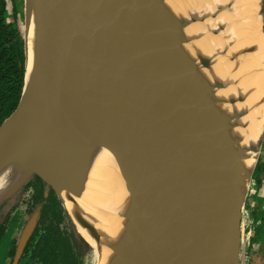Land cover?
I'll use <instances>...</instances> for the list:
<instances>
[{"label":"water","instance_id":"water-1","mask_svg":"<svg viewBox=\"0 0 264 264\" xmlns=\"http://www.w3.org/2000/svg\"><path fill=\"white\" fill-rule=\"evenodd\" d=\"M156 1L24 0L23 86L0 126V178L18 170L29 177L0 196V212L12 210L14 217L19 206L8 203L10 196L29 184L41 186L43 200L19 224L12 264L50 195L75 236L100 241L98 219L75 200L102 152L116 175L106 206L127 235L133 264H219L223 257V181L212 173L207 134L190 123L204 119L197 109L220 86L189 63L187 41L179 49L161 32L163 20L161 31L152 24ZM256 23L264 39V0ZM65 200L74 205L71 212Z\"/></svg>","mask_w":264,"mask_h":264},{"label":"bare ground","instance_id":"bare-ground-1","mask_svg":"<svg viewBox=\"0 0 264 264\" xmlns=\"http://www.w3.org/2000/svg\"><path fill=\"white\" fill-rule=\"evenodd\" d=\"M173 1L172 9L183 18L185 15L180 12L177 2L182 8L198 4L196 0ZM208 2L211 0L200 6L210 7ZM236 2L238 5L234 12V30L238 32V43H241L240 48L244 54L235 59L229 70H223V65H218L219 71L213 76L220 89L211 91L210 96L205 98L203 107L197 109L204 119L193 118L190 121L198 133L207 134L204 142L211 148L209 155L212 156V164L215 166L212 173L223 181L220 188L222 196L218 201L224 230L223 257L219 264L235 263L236 246L240 242L237 216L242 208L249 187V176L256 165L264 137V39L260 37V26L256 23L257 13L263 8V0ZM166 4L168 6H165V15L171 13L168 11L169 4ZM152 39L156 40V35H152ZM175 71V75L180 73L179 70ZM164 72L174 74L169 69ZM115 176L110 158L106 152H102L90 171L83 197L75 200L80 209L98 219L94 226L100 235V241L96 245L82 234L94 248V264H133V252L127 235L106 206L114 190ZM28 177V171L18 170L11 176L0 178V196L14 190ZM100 201L103 203H99ZM64 207L71 212L74 205L65 200Z\"/></svg>","mask_w":264,"mask_h":264},{"label":"rangeland","instance_id":"rangeland-1","mask_svg":"<svg viewBox=\"0 0 264 264\" xmlns=\"http://www.w3.org/2000/svg\"><path fill=\"white\" fill-rule=\"evenodd\" d=\"M191 1L195 2L193 0ZM196 1L199 5L194 4L187 8L180 7L179 2H177L180 12L185 15V18H183L176 15V12L172 9L174 4L173 0H157L151 4L154 8L152 22L155 23L152 24L157 25L160 30L161 25H163V20L165 22V29L160 31H167L168 37L171 40H176L179 49L185 46L181 42L187 41L189 44V48L187 49L189 51L184 53V56L190 64L195 65L194 68L200 69L201 75L205 74L204 78L212 82L214 80L213 74L217 72L219 64L223 65V70H229L233 62V57L240 58L239 49L241 43H238V32L234 30L236 21L234 12L237 10L238 2H236L237 0H211V2H208L210 7L205 8V6H200V4L206 3L209 0ZM7 3L8 12L10 14L14 13L12 11L14 7L19 15V17H15L14 21L21 38H23L24 0H7ZM166 3L169 4L168 11L171 13L163 16L164 11H166L165 6H168ZM158 29H156V32H160ZM210 40H212V43H210ZM158 48L160 49L158 53L161 55V47L159 46ZM257 159L259 166L258 168H256L257 165L255 167L256 170L253 174L252 184L246 193L245 203L240 216L239 229L241 244L238 249L237 264H264V179L261 181L264 167V138ZM32 182L33 178L27 184ZM27 187L23 186L10 196L8 203L12 206H19L17 210L14 209L16 210V213L14 212V218L8 217L13 213L10 209L9 212L8 210L0 212L1 222L5 218H9L6 222V230L0 238V264H7L12 242L17 239L16 234L28 217V211L32 206V192L30 187ZM64 227L66 232L74 237L75 250L82 255L81 263L94 264L95 252L90 242L85 238L80 240L77 235L75 236L74 227L66 220Z\"/></svg>","mask_w":264,"mask_h":264},{"label":"trees","instance_id":"trees-1","mask_svg":"<svg viewBox=\"0 0 264 264\" xmlns=\"http://www.w3.org/2000/svg\"><path fill=\"white\" fill-rule=\"evenodd\" d=\"M4 18V0H0V125L11 116L18 105L24 76L23 43L18 39L16 32L5 25ZM263 178L264 172L261 181ZM29 187L33 189L32 206L28 211L30 214L32 208L43 199L39 184L27 188ZM7 220L0 224V238L5 230L3 224ZM65 220L59 202L50 195L41 211L39 226L28 244L31 245L39 232H42L32 259L42 264H82V255L77 253L71 234L63 227Z\"/></svg>","mask_w":264,"mask_h":264},{"label":"flooded vegetation","instance_id":"flooded-vegetation-1","mask_svg":"<svg viewBox=\"0 0 264 264\" xmlns=\"http://www.w3.org/2000/svg\"><path fill=\"white\" fill-rule=\"evenodd\" d=\"M4 11H5V18H4V23H5V25L11 27V29L14 30V31L16 32V34H17V36H18V39L23 43V40H22V38H21V36H20L19 31L17 30V28H16V26H15V21H14L15 17H19V15H18V13L15 11V8H14V7H13V9H12V11H13L14 13L10 14V12H8V3H7V0H4ZM10 19H11V20H10ZM18 66H19V63H18ZM1 125H2V124H1ZM1 125H0V126H1ZM257 160H258V159H257ZM256 165H257V167H256ZM256 165H255V167L258 168V166H259V162H258V163L256 162ZM263 172H264V167H263ZM263 179H264V178H263ZM11 216H12V215H11ZM9 218H14V217H10V215H9ZM9 218H7V219H9ZM4 221H5V220H4ZM4 221H3V222H4ZM3 222H2V223H3ZM6 222H7V221H6ZM6 222L3 224L5 230H6V224H7ZM39 222H40V221H39ZM39 222H38V224H37L35 230L38 228V226H39ZM2 223H1V224H2ZM63 227H64V226H63ZM64 228H65V227H64ZM5 230H4V232H5ZM35 230H34V232H35ZM4 232H3V234H4ZM34 232H33V234H34ZM33 234H32V236H33ZM41 234H42V232H39L38 236H36V237L34 238V240H33V242L31 243V245H28L29 242H30V240H31V238H32V236H31V238L29 239L28 243L26 244V246H25V248H24V250H23V253H22V255H21L20 259H19L18 264H42L41 262L32 259V257H33V251L35 250V245L37 244V241H38V239H39V237H40ZM16 247H17V239L14 240V241L12 242V247H11V249H10V251H9L8 258H7V264H12L13 257H14V255H15V251H16ZM11 252H12V254L10 255Z\"/></svg>","mask_w":264,"mask_h":264}]
</instances>
